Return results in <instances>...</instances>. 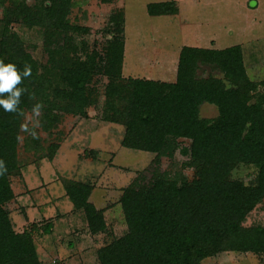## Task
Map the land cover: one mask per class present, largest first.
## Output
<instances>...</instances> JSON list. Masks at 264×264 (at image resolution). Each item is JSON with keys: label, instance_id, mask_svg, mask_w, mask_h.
I'll use <instances>...</instances> for the list:
<instances>
[{"label": "trees", "instance_id": "1", "mask_svg": "<svg viewBox=\"0 0 264 264\" xmlns=\"http://www.w3.org/2000/svg\"><path fill=\"white\" fill-rule=\"evenodd\" d=\"M10 1L0 0V60L15 64L21 75L25 65L32 69L17 86L25 89L18 111L41 104L45 131L64 114L87 117V109L99 102L93 80L103 75L102 120L124 127L122 146L155 154L149 177L142 173L122 189L127 230L98 249L100 264H202L223 251L263 256L264 223L242 222L264 200V79L247 75L242 46H182L172 82L125 77L123 11L112 16L115 30L104 32L98 50L77 41L89 30L69 21L73 0ZM177 10L173 0L147 4L151 16ZM14 22L40 31L44 63L12 31ZM205 102L217 107L216 116L199 115ZM22 118L0 106V264H41L30 232H16L4 207L14 197L10 176L20 173ZM180 138L189 145L179 146ZM57 147L50 145L49 159ZM177 149L188 157L182 167L193 169L191 179L181 170L160 169L161 157ZM243 165L254 170L249 183L232 177ZM63 186L74 207L83 209L89 231H103L102 211L87 200L91 186L66 179Z\"/></svg>", "mask_w": 264, "mask_h": 264}, {"label": "rangeland", "instance_id": "2", "mask_svg": "<svg viewBox=\"0 0 264 264\" xmlns=\"http://www.w3.org/2000/svg\"><path fill=\"white\" fill-rule=\"evenodd\" d=\"M25 1L31 5L35 0ZM158 1L167 0H73L68 18L72 24L89 30L77 35V41L83 39L90 49L101 50L104 32L115 30L112 16L123 11L125 77L172 82L182 46L221 49L239 44L247 75L252 80L264 79V0H173L177 13L149 15L147 4ZM10 3L5 0V4ZM11 25L24 40L26 50L44 63L40 31L17 22ZM93 82L99 102L87 109V117L64 114L50 131L42 129L40 115L33 110L26 111L21 121L29 131H23L20 125V173L10 176L14 197L4 207L16 232H30L41 264H100L98 249L127 230L120 203L122 189L140 174H150L147 168L155 154L121 145L124 127L101 118L107 79L97 75ZM217 114L215 105L201 104V117ZM54 143L58 147L49 159L47 154ZM189 143L187 138L179 139V146ZM187 158L177 149L172 157H161L160 169L168 173L181 170L191 179L193 169L182 167ZM253 176V168L247 165L232 170V177L246 183ZM65 179L91 186L87 200L102 211L106 226L103 231H89L83 209L74 207L65 193ZM263 223L264 200L247 213L242 225ZM201 263L264 264V255L223 251Z\"/></svg>", "mask_w": 264, "mask_h": 264}, {"label": "clouds", "instance_id": "3", "mask_svg": "<svg viewBox=\"0 0 264 264\" xmlns=\"http://www.w3.org/2000/svg\"><path fill=\"white\" fill-rule=\"evenodd\" d=\"M32 69L30 65H25L23 74L21 75L17 67L13 63L5 64L3 60H0V96L7 94L6 98H0V106L4 108L6 112H17L18 115L23 116L22 110L18 111V105L20 97L25 89L17 87L22 83L24 77H30ZM42 105L36 104L33 107V112L36 116L40 115V109ZM23 131H29L27 124H22ZM33 137H36L34 131L31 132Z\"/></svg>", "mask_w": 264, "mask_h": 264}, {"label": "crops", "instance_id": "4", "mask_svg": "<svg viewBox=\"0 0 264 264\" xmlns=\"http://www.w3.org/2000/svg\"><path fill=\"white\" fill-rule=\"evenodd\" d=\"M210 43H211V45H213V44H214V39H213V40H211V41H210ZM200 47H201V46H200Z\"/></svg>", "mask_w": 264, "mask_h": 264}]
</instances>
